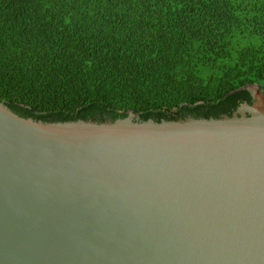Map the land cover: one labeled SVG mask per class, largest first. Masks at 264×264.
<instances>
[{
  "label": "water",
  "instance_id": "1",
  "mask_svg": "<svg viewBox=\"0 0 264 264\" xmlns=\"http://www.w3.org/2000/svg\"><path fill=\"white\" fill-rule=\"evenodd\" d=\"M245 88L103 122L0 103V264H264V93Z\"/></svg>",
  "mask_w": 264,
  "mask_h": 264
},
{
  "label": "trees",
  "instance_id": "2",
  "mask_svg": "<svg viewBox=\"0 0 264 264\" xmlns=\"http://www.w3.org/2000/svg\"><path fill=\"white\" fill-rule=\"evenodd\" d=\"M252 84L264 0H0V103L21 117L175 113Z\"/></svg>",
  "mask_w": 264,
  "mask_h": 264
}]
</instances>
